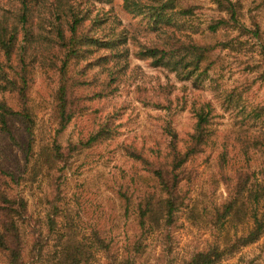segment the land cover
Returning a JSON list of instances; mask_svg holds the SVG:
<instances>
[{
	"label": "rangeland",
	"instance_id": "374dc122",
	"mask_svg": "<svg viewBox=\"0 0 264 264\" xmlns=\"http://www.w3.org/2000/svg\"><path fill=\"white\" fill-rule=\"evenodd\" d=\"M13 0H0V12ZM241 6L240 25L209 30L212 23L227 17L211 0H180L192 15L177 16V35L196 44L214 45L211 54L213 69L199 82L182 81L165 67L153 66L149 60L133 55L128 41L126 64H118V79L114 91L93 98L88 108L77 113L65 129L55 137L56 124L51 115V95L57 85L56 72L34 63L29 86L30 104L36 120L34 153L45 139H56L63 148L69 142L85 141L97 124L109 117L114 127L112 136L87 147H81L50 172L31 159L25 163L24 134L18 124H10L12 135L0 130V169L13 175L10 192L18 191L27 201L28 223L25 236L32 240V231L45 233L46 213L55 191L59 211L69 210L80 230L88 233L96 228L110 249L133 264H186L197 253L215 242L225 244L246 234L251 223L228 222L223 228L215 225V212L228 199L227 178L235 180L237 173L264 177V155L251 149L246 153L240 139L264 133V114L260 120L245 117L251 110L264 108V81L259 80L260 53L264 47V0H232ZM103 8L110 20L121 23L130 35L141 41L152 37L140 18L128 13L122 0H90ZM92 9V7H91ZM228 43V48L221 45ZM98 70L92 67L88 74ZM101 78H99L100 80ZM238 86H250L239 103L229 106L226 95ZM9 103L14 106L12 99ZM205 104L212 106L210 133L203 152L187 165L189 180L181 183L184 203L176 214V223L165 230L162 225L140 228L137 207L144 192L154 181L138 160L122 148L129 145L150 160L163 158L166 152L165 127L177 135L178 148L192 134L193 110ZM62 213L60 212L59 215ZM54 216L57 227L62 216ZM51 238V237H50ZM102 251L83 264H103ZM0 264H7L0 258ZM221 264H264V238L246 246Z\"/></svg>",
	"mask_w": 264,
	"mask_h": 264
},
{
	"label": "trees",
	"instance_id": "16d2710c",
	"mask_svg": "<svg viewBox=\"0 0 264 264\" xmlns=\"http://www.w3.org/2000/svg\"><path fill=\"white\" fill-rule=\"evenodd\" d=\"M99 1V0H97ZM227 17L209 26L211 33L221 29L239 28L241 6L232 0H211ZM124 9L141 24L146 25L152 37L141 41L130 35L121 23L110 20L103 8L90 0H13L9 8L0 12V130L12 135L11 126L17 123L24 134L25 163L32 159L50 172L81 147L109 139L114 127L109 117L100 121L85 141L69 142L65 148L54 139L77 113L88 108L93 98L111 94L118 79V64H126L131 40L133 55L149 60L153 66H162L175 73L182 81L199 82L213 69L211 54L214 45L196 44L177 35V16H190L192 10L180 0H122ZM92 7V9H91ZM228 48V43L221 45ZM34 63L48 65L56 72L57 85L51 95V115L56 124L55 137L45 139L34 153L36 120L30 104L29 86ZM92 67H98L88 74ZM259 80L264 81V47L260 53ZM99 78H101L99 80ZM250 86H238L226 95L229 106L238 104ZM12 99L14 106L9 103ZM212 106L205 104L193 110L195 124L185 144L178 148L176 132L165 127L166 152L163 158L150 160L139 150L123 145L130 157L138 160L154 181L153 188L144 192L137 207L140 228L162 225L165 230L176 223V214L183 206L181 183L189 180L187 165L205 149L210 133ZM264 108L251 110L245 117L260 120ZM243 150L251 149L264 155V133L240 139ZM11 173L0 169V258L7 264H83L102 251L103 264H133L129 258H120L110 249L98 229L84 233L69 210L59 211L56 202L60 189L54 186V197L46 213L45 233L32 231V240L26 238L29 228L27 201L22 193L10 192ZM227 178L228 199L215 212L218 229L228 222L251 223L252 228L225 244L215 242L204 252L191 257L186 264H221L246 246L264 238V177L237 173L231 183ZM62 213L59 215V213ZM62 216L57 227L55 215ZM51 237V238H50Z\"/></svg>",
	"mask_w": 264,
	"mask_h": 264
}]
</instances>
